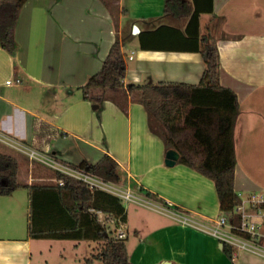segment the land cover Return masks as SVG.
<instances>
[{
	"label": "crops",
	"instance_id": "1",
	"mask_svg": "<svg viewBox=\"0 0 264 264\" xmlns=\"http://www.w3.org/2000/svg\"><path fill=\"white\" fill-rule=\"evenodd\" d=\"M165 1L117 0L112 11L102 0H27L20 9L15 54L0 47V154L16 159L20 185L0 196V264H39L35 241L59 240L29 235L27 186L54 184L58 172L29 150L72 166L104 155L115 160L126 179L117 185L137 196L122 224L132 231L125 232L129 264H264L248 252L232 262L220 242L179 222L181 213L204 220L222 213L215 185L179 158L165 164L170 148L141 104L82 98L79 88L101 69L116 38L124 88L200 82L201 54L181 49L187 20L165 15ZM199 35L215 39L220 84L239 102L234 190L264 193V0H212V13L199 16ZM15 78L21 82L5 83Z\"/></svg>",
	"mask_w": 264,
	"mask_h": 264
},
{
	"label": "trees",
	"instance_id": "2",
	"mask_svg": "<svg viewBox=\"0 0 264 264\" xmlns=\"http://www.w3.org/2000/svg\"><path fill=\"white\" fill-rule=\"evenodd\" d=\"M26 1L0 0V47L11 55L17 48L14 27ZM102 1L113 11V1L117 0ZM201 13H212V0L165 1V15L187 20L181 49L201 54L204 71L198 84H131L124 88L125 64L116 38L101 69L79 89L83 99L98 105L111 99L126 108L129 97L141 104L150 122L161 128L160 136L166 147L179 153L180 163L214 182L220 211L226 216H234V209L240 203L234 190V131L239 102L231 89L220 84V59L215 39L199 35ZM74 166L106 181L121 185L126 182L109 155H104L94 165L83 162ZM17 171L16 159L0 154V196L8 195L20 186ZM55 175L62 184L27 186L30 192V237L100 242L103 244L96 257L102 264H129L125 239L110 237L109 229L99 219V214L105 215L118 229L125 221L123 201L79 179L59 172ZM142 192L153 198L149 191ZM223 249L231 254L229 246L223 244Z\"/></svg>",
	"mask_w": 264,
	"mask_h": 264
},
{
	"label": "built area",
	"instance_id": "3",
	"mask_svg": "<svg viewBox=\"0 0 264 264\" xmlns=\"http://www.w3.org/2000/svg\"><path fill=\"white\" fill-rule=\"evenodd\" d=\"M19 78L7 79L6 84H19ZM0 139H5L0 134ZM31 158H37L53 166L59 173L79 179L90 187H96L119 197L122 201H136L137 196L116 183L106 181L97 175L72 165L40 155L29 150ZM62 184V180H57ZM240 197V203L234 209V216L220 213L216 218L204 220L191 214L178 215L179 222L186 227L211 236L215 240L229 246L232 262L236 261L239 252H248L264 258V193L248 192ZM122 224L118 227L117 238L124 239L125 231Z\"/></svg>",
	"mask_w": 264,
	"mask_h": 264
},
{
	"label": "rangeland",
	"instance_id": "4",
	"mask_svg": "<svg viewBox=\"0 0 264 264\" xmlns=\"http://www.w3.org/2000/svg\"><path fill=\"white\" fill-rule=\"evenodd\" d=\"M124 207L130 210L134 208L133 201H123ZM106 218L102 220L109 229L110 237H117L118 229L114 223ZM129 235L131 236V226L129 225ZM128 227L122 229L126 232ZM125 239V238H124ZM40 243V246L35 244ZM103 243L83 240L75 242V240L59 239V240H37L33 246V261L39 264H102V261L96 256L100 252ZM42 251L40 255L39 251ZM91 259V262L85 260Z\"/></svg>",
	"mask_w": 264,
	"mask_h": 264
},
{
	"label": "water",
	"instance_id": "5",
	"mask_svg": "<svg viewBox=\"0 0 264 264\" xmlns=\"http://www.w3.org/2000/svg\"><path fill=\"white\" fill-rule=\"evenodd\" d=\"M138 28L136 26H133V32H137ZM96 108L97 105H94ZM179 158V153L175 149H168L165 154V164L168 166H172L175 161Z\"/></svg>",
	"mask_w": 264,
	"mask_h": 264
}]
</instances>
